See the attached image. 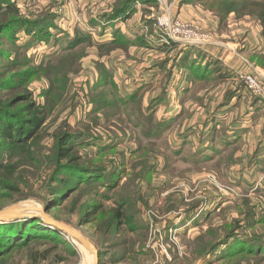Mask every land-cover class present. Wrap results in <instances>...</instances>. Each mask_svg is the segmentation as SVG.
I'll use <instances>...</instances> for the list:
<instances>
[{
  "label": "rangeland",
  "instance_id": "rangeland-1",
  "mask_svg": "<svg viewBox=\"0 0 264 264\" xmlns=\"http://www.w3.org/2000/svg\"><path fill=\"white\" fill-rule=\"evenodd\" d=\"M7 2L27 26L15 30L20 47L3 40V56L30 64L27 90L51 110L39 164L16 180L31 187L20 184L26 198L15 195L14 203L44 208L41 198L55 172L49 163L54 136L67 126L70 134L86 135L77 149L84 164L107 156L102 166L117 175L106 180L116 187L80 185L75 198L56 210V222L79 230L96 247L101 239L94 217L78 227L85 206L111 210L125 202L126 231L107 244L116 264H264L258 256H264V100L242 88L248 75L264 84V25L254 15L264 0H132L119 14L127 0ZM163 16L196 26L207 42L166 40L157 27ZM79 34L90 42L64 51ZM176 59L182 66L168 79L160 72ZM237 87L238 95L226 101ZM141 114L169 125L150 139L135 125ZM118 138L123 141L115 147ZM99 145L111 149L99 155ZM232 230L236 239L209 254ZM63 238L79 252L77 260L62 254L64 264H99L77 241ZM46 248L19 252L9 263L25 264L30 252ZM248 248L256 255H239L243 263L228 259L229 252Z\"/></svg>",
  "mask_w": 264,
  "mask_h": 264
},
{
  "label": "trees",
  "instance_id": "trees-1",
  "mask_svg": "<svg viewBox=\"0 0 264 264\" xmlns=\"http://www.w3.org/2000/svg\"><path fill=\"white\" fill-rule=\"evenodd\" d=\"M131 3L132 0H127L126 5L118 14L130 7ZM254 15L264 25V9L256 8ZM26 26L27 23L20 17L17 7L14 4L8 3L7 0H0V92L7 90L6 96L0 97V209L17 204L16 202L14 203L15 195H22L21 200L26 198L21 186L30 188L31 184L26 180L17 184L16 180L20 174L25 172V169L39 164L37 150L39 149L40 140L46 133L48 121L51 118L50 107L36 104L32 94L27 90L26 85L32 73L30 64H13L6 58L7 56H3V40L8 38L9 41L18 46L14 37L15 30ZM121 39L123 37H118L116 40ZM89 42L88 37L79 34L69 42L64 51H73ZM99 47L104 46L101 45ZM183 49L181 48L180 50L181 54ZM179 63L177 59L173 60L172 66L170 65L166 72L161 70L160 73L170 79L173 76L174 70L182 66ZM242 88L243 90L245 89V87ZM240 89V87H237L232 91L226 101L233 100L238 95ZM49 97L47 95V99ZM159 101H165V97L163 96ZM154 122V116L146 118L141 114L137 117L135 125L137 128H141L140 131L144 136L150 139H157L165 128L168 127L169 122H158L155 124ZM66 127H62L54 136V148L51 150L52 157L49 163L51 167L55 168V172L50 177L47 188H45V195L41 198L46 213H49L50 217L57 221L60 220L57 217L56 210L62 209L65 203L69 201L71 195L74 194L71 199L75 198V192L80 189V185H83L84 189H88V185L97 182L100 188L108 191H113L116 187L114 180H106L110 176L117 175V173L113 172L115 169H110L109 171L106 167L102 166V163L106 162L107 156L95 163L88 162L92 165L84 164L83 157L77 152V149L81 146L78 139L85 138L86 135L84 132L70 134L66 132ZM117 140L118 142L115 147L120 145V141H123L120 138ZM109 147L105 148L99 145L98 148L101 151L99 155L107 153L111 149ZM95 198L96 200L103 199L100 195H96ZM111 198L107 197L106 199ZM125 209V202H116V207L111 210H107L104 206L97 203L88 204L81 213L78 227L87 225L93 217L97 221L98 234L101 239V242L96 244L99 253V264L107 263L103 261V258H112L107 252L108 245H110L108 243H113L118 236L126 231L123 229V226L127 223ZM236 235L235 230H232L230 235L220 239L212 246L209 254L215 253L222 245H225L227 242L229 243L231 239H236ZM252 239L255 238L253 237ZM252 239V243H250L254 245ZM43 245L48 248L30 252L26 258L28 262L25 264H43L50 260L54 264H64L66 260L62 254L66 253L76 260L79 259L78 250L70 246L58 230L50 228L40 218L0 223V264H10L9 262L13 256H16L19 252ZM246 245L248 244L246 243ZM227 255H229L228 259L230 261L238 259V263H243L246 261V258L244 257L243 259L239 255L252 257L256 254H254L252 249L248 248L244 250L235 249ZM258 256L264 257L260 254ZM111 260L109 264L120 262H116L114 259Z\"/></svg>",
  "mask_w": 264,
  "mask_h": 264
},
{
  "label": "built area",
  "instance_id": "built-area-1",
  "mask_svg": "<svg viewBox=\"0 0 264 264\" xmlns=\"http://www.w3.org/2000/svg\"><path fill=\"white\" fill-rule=\"evenodd\" d=\"M157 27L168 41L192 44L194 46L204 45L207 42L208 37L206 34L200 33L196 26L172 20L170 17L163 16L158 19ZM243 81L245 88L251 94L264 100V84L257 77L252 75L244 76ZM66 238L68 239V237Z\"/></svg>",
  "mask_w": 264,
  "mask_h": 264
},
{
  "label": "water",
  "instance_id": "water-1",
  "mask_svg": "<svg viewBox=\"0 0 264 264\" xmlns=\"http://www.w3.org/2000/svg\"><path fill=\"white\" fill-rule=\"evenodd\" d=\"M34 211L35 213H40L42 219L45 223L48 224V226L52 229L58 230L63 236H66L68 238H72L78 243H80L83 248L88 250L89 252L93 253L95 255V262H97L98 259V250L97 248L91 243L90 240H88L83 233H81L79 230L73 228L72 226H69L65 223H59L53 220L51 217L46 215L45 208L35 207L30 205V207L25 208L23 204H17L12 207H5L0 209V223L1 222H14V221H23L31 218H38L34 215L27 214L28 211Z\"/></svg>",
  "mask_w": 264,
  "mask_h": 264
},
{
  "label": "bare ground",
  "instance_id": "bare-ground-1",
  "mask_svg": "<svg viewBox=\"0 0 264 264\" xmlns=\"http://www.w3.org/2000/svg\"><path fill=\"white\" fill-rule=\"evenodd\" d=\"M23 206H25V208H26V206H27V205H26V204H24ZM29 207H30V205H29ZM73 240H74V239H73ZM79 244H80V243H79Z\"/></svg>",
  "mask_w": 264,
  "mask_h": 264
}]
</instances>
